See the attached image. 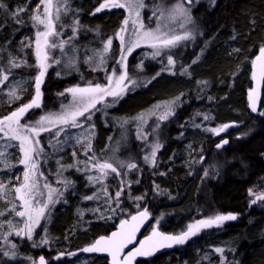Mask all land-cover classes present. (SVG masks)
Listing matches in <instances>:
<instances>
[{"label":"trees","instance_id":"trees-1","mask_svg":"<svg viewBox=\"0 0 264 264\" xmlns=\"http://www.w3.org/2000/svg\"><path fill=\"white\" fill-rule=\"evenodd\" d=\"M101 1H69L70 12L66 10L68 18L63 21L66 29L62 36L68 38L77 23L81 40L76 39L74 45H80V50L88 44L99 46L100 36H112L121 23L124 13L120 9L95 12ZM44 3L45 0H0V66L18 64L15 72L24 77L17 97L8 95L5 85L0 89V118L12 115L33 99L37 70L33 39L35 30L42 28L34 13ZM192 23L200 30L199 37L179 48L171 58L174 74H166L168 67L159 59L151 61L153 64L143 62L137 75L153 76L154 80L146 89L127 94L110 108L105 124L98 119L105 127L102 135L107 137L112 131H121L118 126L122 120L132 118L155 101H175L173 115L162 124L157 167L141 168L136 186L129 194L124 191L112 222L95 221L86 226L85 232L76 226L78 206L85 205L79 202L75 206L77 197L68 194L64 209L57 207L52 213L49 248L24 241L19 253L24 258L41 254L45 264H107L106 258L99 257L82 263L74 253L81 248V242L86 247L97 237L108 235L133 213L146 210L150 227L162 219L158 229L175 236L196 222L218 217L225 220L217 228L179 238L169 253L137 264H264V82L257 113L251 110L248 95L252 81L250 61L264 49V0H215L211 8L200 4L192 11ZM93 37H99L94 44ZM56 40L54 36V47ZM198 55L199 61L192 63ZM111 61L110 58L102 67L106 71L92 70L82 63L77 71L76 66L62 71L58 63L49 65L40 87L41 103L26 111L20 123L32 122L56 109L69 87L104 85ZM133 62L131 57V72L136 70ZM187 66L188 77L181 76L179 71ZM228 121L237 122L240 127L231 132L228 147L216 151V139L203 130L210 124ZM136 134L130 126L131 142L125 144L139 150ZM237 134L240 136L236 138ZM61 154L65 156L68 151L64 149ZM203 155L204 164L214 161L222 165L217 175H204L201 166L197 167ZM67 163L70 162L64 161L66 167L70 166ZM85 195H79L82 202ZM136 198H141L138 208L134 207ZM211 223L207 225L212 226Z\"/></svg>","mask_w":264,"mask_h":264},{"label":"rangeland","instance_id":"rangeland-1","mask_svg":"<svg viewBox=\"0 0 264 264\" xmlns=\"http://www.w3.org/2000/svg\"><path fill=\"white\" fill-rule=\"evenodd\" d=\"M69 1L45 0L43 6L35 10L34 16L42 28L35 30L33 39L37 68L34 96L28 105L0 118V264H45L41 254L35 258L19 254L20 244L32 241L33 245L38 242L41 247L49 248L52 213L57 207L64 209L68 194L77 197L75 206L79 202L85 205L78 206L80 210L76 213V226L83 232L95 221L112 222L124 191L129 194L136 186L141 168L157 167L162 124L173 115L176 102L155 101L132 118L122 120L118 126L121 131L118 134L112 131L107 137L102 135L105 127L99 121L105 124L110 108L117 106L127 94L146 89L154 80L153 76L137 75L142 71L143 62L159 59V63L168 67L164 72L174 74L171 58L200 34V30L192 26V11L200 4L211 8L215 3V0H102L95 12L120 9L124 12L121 23L112 36L91 39L94 44L99 38V46L88 44L80 50V45H74L80 36L77 23L68 38L62 36L66 29L63 21L70 12ZM54 36L56 47L52 45ZM263 50L259 51L264 53ZM199 56L192 63L196 59L198 62ZM131 57L134 72L130 71ZM110 58L111 67L104 85L69 87L64 90L66 97L56 109L32 122L20 123L26 111L41 103L40 87L49 65L58 63L62 71L76 66L77 71L82 63L97 71ZM18 67L14 63L0 66V89L5 85L12 98L19 95L24 79L15 72ZM189 72L187 66L179 74L188 77ZM130 126L136 129L135 143L137 147L141 144L139 150L125 144L131 142ZM220 126V122L210 124L203 131L214 138ZM238 136L240 134L235 137ZM64 149L68 151L65 156L61 154ZM202 158L205 159V155L199 157L197 167L201 166L204 175H217L222 169L219 162L204 164ZM64 161L70 162L67 163L70 166L66 167ZM82 193L86 194L83 202V197L79 198ZM140 199H133L135 208ZM218 218L196 222L176 237L187 239L201 230L217 228L225 220ZM161 223L162 219H158L150 229L158 228ZM82 243L74 254L82 263H90L97 258L87 256L92 242L86 247Z\"/></svg>","mask_w":264,"mask_h":264},{"label":"water","instance_id":"water-1","mask_svg":"<svg viewBox=\"0 0 264 264\" xmlns=\"http://www.w3.org/2000/svg\"><path fill=\"white\" fill-rule=\"evenodd\" d=\"M251 71L253 78L249 105L251 110L257 113L264 82L263 52L254 57ZM239 127L240 124L234 121L223 123L219 129V136L225 137L214 146V149L216 151L226 149L230 142L226 135ZM149 225L150 215L146 210L135 212L119 222L108 235L97 237L88 247V252L94 257L106 258L107 264H137L141 260L169 253L177 246L179 239L175 235L158 228H152L145 234L144 231Z\"/></svg>","mask_w":264,"mask_h":264},{"label":"flooded vegetation","instance_id":"flooded-vegetation-1","mask_svg":"<svg viewBox=\"0 0 264 264\" xmlns=\"http://www.w3.org/2000/svg\"><path fill=\"white\" fill-rule=\"evenodd\" d=\"M113 11V10H112ZM107 12H110V11H107ZM106 13V12H105ZM124 13V12H123ZM231 134V133H230ZM230 134L228 135V137L230 136ZM214 139H216V141H215V144H214V146L222 139V136H219L218 134H217V136L216 137H214ZM221 151H223V150H221ZM220 152V151H219ZM202 160H204V158H202Z\"/></svg>","mask_w":264,"mask_h":264},{"label":"bare ground","instance_id":"bare-ground-1","mask_svg":"<svg viewBox=\"0 0 264 264\" xmlns=\"http://www.w3.org/2000/svg\"><path fill=\"white\" fill-rule=\"evenodd\" d=\"M235 131H236V130H235ZM231 132H233V131H231ZM231 132H230V133H231Z\"/></svg>","mask_w":264,"mask_h":264}]
</instances>
